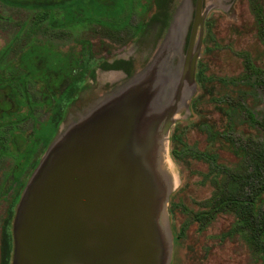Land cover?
<instances>
[{"label": "rangeland", "instance_id": "obj_1", "mask_svg": "<svg viewBox=\"0 0 264 264\" xmlns=\"http://www.w3.org/2000/svg\"><path fill=\"white\" fill-rule=\"evenodd\" d=\"M8 1L0 0V94L9 83L15 96L23 99L13 101L12 118L28 114L17 124L0 122V224L10 195L19 194L17 204L54 138L67 135L69 124L79 122L94 104L145 84L143 105L155 102L172 111L169 139L160 154L171 182L166 204L168 243H172L168 264H264L262 252L243 240L240 231L225 235L234 226L245 227L235 214L216 213L204 223L192 217L209 209L206 202L216 192L213 174L220 180L227 179L228 172H250L252 187L264 180V170L254 176L252 162L238 148L264 147V40L257 30V18L264 17V10L258 13L254 0ZM197 11L200 17L189 51ZM175 31L176 38L168 39V33ZM92 59L99 64L87 71L85 64ZM63 61L69 62L65 69ZM199 68L201 88L195 81ZM251 74L250 86L243 79ZM218 78L232 81L222 84ZM211 85L229 100L224 103L229 119L209 100ZM163 87L167 92L159 95L156 91ZM57 100L61 106L64 100L63 117ZM14 132L25 139L21 148L29 149L21 164L10 141ZM206 152L213 154L217 169L202 155ZM22 164L27 171L19 176L17 165ZM243 191L249 193L251 187ZM175 239L179 246L174 247Z\"/></svg>", "mask_w": 264, "mask_h": 264}, {"label": "water", "instance_id": "obj_2", "mask_svg": "<svg viewBox=\"0 0 264 264\" xmlns=\"http://www.w3.org/2000/svg\"><path fill=\"white\" fill-rule=\"evenodd\" d=\"M170 33L173 41L177 31ZM145 89L94 104L67 135L54 138L16 204L10 264L169 263L171 182L160 154L172 111L144 106Z\"/></svg>", "mask_w": 264, "mask_h": 264}, {"label": "trees", "instance_id": "obj_3", "mask_svg": "<svg viewBox=\"0 0 264 264\" xmlns=\"http://www.w3.org/2000/svg\"><path fill=\"white\" fill-rule=\"evenodd\" d=\"M6 2L8 0H1ZM9 3V1H8ZM255 9L259 13L264 10V0H254ZM11 4V3H9ZM14 5V3H12ZM45 5V4H44ZM41 5H37L40 7ZM43 6V4H42ZM258 15V14H257ZM257 30L258 35L262 40H264V17L260 15V18H257ZM99 61L97 59H92L85 64L87 71H93ZM245 67L252 70V73H255L254 68L246 63ZM201 68L197 70L195 81L197 87L201 88L203 80L201 77ZM254 75H246L243 81L250 86L254 84V79L252 78ZM220 83H224L229 80L232 81L231 78H218ZM231 84V83H230ZM237 94H241L242 90L237 89ZM209 94V100L211 103L220 110L228 119L230 118V113L228 112L227 103L229 100L222 97L221 94L216 93L214 91V86L211 85L207 89ZM229 103V102H228ZM231 104V103H230ZM247 106V104H245ZM189 111L192 114L193 109L191 108V104L189 106ZM64 116V111L61 109L60 117ZM252 125L256 123L253 115L251 114ZM179 138L177 135H171L170 138ZM229 141L232 139L229 138ZM233 143V141H232ZM243 151L244 156L248 155V159L252 162L254 167L253 173L254 176L258 175L259 172L264 170V147L258 146L254 150H247L244 146H238ZM171 154L174 158H176L177 152L174 148L171 149ZM208 160L213 164L214 169H217V165L214 164V156L210 152L203 153ZM221 172V171H220ZM250 172H232L226 176L227 179L221 177L220 180L216 178V174H213L212 183L216 186V192L208 198V202L206 204L209 206L208 210L197 211L192 213V217L194 220L199 223H204L207 220L211 219L212 216L216 213H224L230 212L235 214L237 218V223L241 222L245 224V227L235 228L232 227L230 231L227 232V236H231V234H235V232L240 231L241 238L247 241L253 249H258L262 252L264 257V214H260L259 216V206L264 202V180L259 183V185L253 186L251 181L248 180V176ZM252 173V172H251ZM223 174V173H222ZM264 179V177H263ZM251 185V186H250ZM245 186L251 187V192L246 193L243 191V187ZM23 187V185H22ZM19 194L16 195L11 194L4 212V215L0 224V264H10L12 257V248H13V239H12V219L14 214V206L18 200ZM168 213L170 214V210L168 209ZM247 228L249 229V234L247 235ZM174 247L179 246V240H173Z\"/></svg>", "mask_w": 264, "mask_h": 264}, {"label": "flooded vegetation", "instance_id": "obj_4", "mask_svg": "<svg viewBox=\"0 0 264 264\" xmlns=\"http://www.w3.org/2000/svg\"><path fill=\"white\" fill-rule=\"evenodd\" d=\"M75 16L73 17V19L69 20L72 21L74 20ZM64 19V16H63ZM63 21V20H62ZM67 21V20H66ZM59 23V22H58ZM68 61H63L61 63L63 69H65L66 65L68 64ZM63 72V71H62ZM66 74V72H65ZM43 75H48L47 73L43 74ZM9 82V81H8ZM1 86V85H0ZM9 89L7 91H3L0 94V122H6V123H13V124H17L18 122H21L23 120L24 117H27L28 112H24L25 114H21V120L18 117H13L12 115L16 113V111H14L16 109V105H14L15 102H23V99H18L17 96H15L14 90L12 88H10V84L8 83ZM14 101V103H13ZM63 102L62 101V106L61 101L57 100L58 103V107L59 109H62L63 111H65L66 113V107L63 106ZM13 121V122H12ZM10 137H11V143L12 146L14 148V150L16 151V160H18V164H21V162H23L24 159H26L29 155V149H28V145L26 147H22L21 148V143L25 142V139L23 138L22 134L19 132H14V133H10ZM24 144V143H23ZM46 145V144H45ZM21 148V149H20ZM2 150V146L0 144V151ZM27 163V160L24 161ZM37 162L34 164V166H36ZM17 167H20V174L21 173L25 174L27 171V165H17Z\"/></svg>", "mask_w": 264, "mask_h": 264}]
</instances>
